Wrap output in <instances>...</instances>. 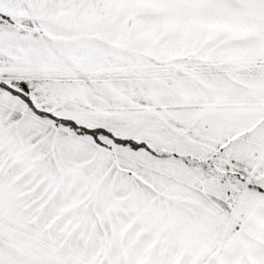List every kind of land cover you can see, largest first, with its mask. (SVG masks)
I'll return each instance as SVG.
<instances>
[{
	"label": "snow or ice",
	"instance_id": "obj_1",
	"mask_svg": "<svg viewBox=\"0 0 264 264\" xmlns=\"http://www.w3.org/2000/svg\"><path fill=\"white\" fill-rule=\"evenodd\" d=\"M0 264H264V0H0Z\"/></svg>",
	"mask_w": 264,
	"mask_h": 264
}]
</instances>
